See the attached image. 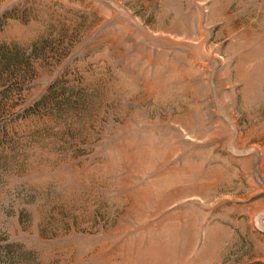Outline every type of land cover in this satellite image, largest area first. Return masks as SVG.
Segmentation results:
<instances>
[{
	"label": "rangeland",
	"instance_id": "obj_1",
	"mask_svg": "<svg viewBox=\"0 0 264 264\" xmlns=\"http://www.w3.org/2000/svg\"><path fill=\"white\" fill-rule=\"evenodd\" d=\"M11 264H264V0H0Z\"/></svg>",
	"mask_w": 264,
	"mask_h": 264
},
{
	"label": "trees",
	"instance_id": "obj_2",
	"mask_svg": "<svg viewBox=\"0 0 264 264\" xmlns=\"http://www.w3.org/2000/svg\"><path fill=\"white\" fill-rule=\"evenodd\" d=\"M15 246L10 244L2 245V242H0V264H11L12 262H16L17 260H20L21 255L19 252H14Z\"/></svg>",
	"mask_w": 264,
	"mask_h": 264
}]
</instances>
